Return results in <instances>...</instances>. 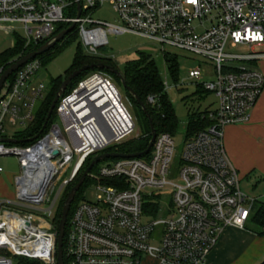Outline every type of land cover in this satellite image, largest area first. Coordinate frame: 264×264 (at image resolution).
I'll use <instances>...</instances> for the list:
<instances>
[{
	"label": "built area",
	"instance_id": "2783aa9c",
	"mask_svg": "<svg viewBox=\"0 0 264 264\" xmlns=\"http://www.w3.org/2000/svg\"><path fill=\"white\" fill-rule=\"evenodd\" d=\"M77 1L78 16L75 0H0V30L25 45H40L58 32L59 24L74 23L88 53L107 44V32L144 38L159 51H185L211 66L212 79L199 86L213 95L214 107L200 115L205 126L183 135L176 155V182L166 179L174 150L172 135L166 131L155 132L142 156L116 158L88 173L98 194L94 202L74 205L62 237L63 264H145V258L154 264H204L225 227L243 228L256 200L241 192L222 137L226 125L247 120L264 86V76L255 65L264 60V0ZM106 3L115 22L92 20L91 13ZM70 6L73 16L68 14ZM226 44L246 51L225 52ZM40 67L33 58L3 81L0 139L13 138L4 136L5 125L32 121L34 106L45 95V84L37 81ZM202 72L199 66L189 68L187 77L197 79ZM155 101L154 95L145 98L150 106ZM54 114L60 125L47 120L44 131L28 138V145L0 141V156L16 157L18 177L26 176L36 158L39 165L52 168L40 203L30 206L33 209H22L29 205L17 198L0 200V251L8 253H0V264H13L12 256L55 263L56 227L50 217L58 196L86 159L124 141L134 129L117 87L100 71L86 74L61 95Z\"/></svg>",
	"mask_w": 264,
	"mask_h": 264
},
{
	"label": "rangeland",
	"instance_id": "374dc122",
	"mask_svg": "<svg viewBox=\"0 0 264 264\" xmlns=\"http://www.w3.org/2000/svg\"><path fill=\"white\" fill-rule=\"evenodd\" d=\"M92 20H103L108 23L115 22V16L110 9V6L106 3L103 4L101 7L93 11L90 15ZM73 26L72 31L69 33V36L66 38V41L57 42L59 43V50L56 51L54 56L51 59L42 58L41 67L37 73V81L43 82L45 84V91L48 88V84L50 79L56 78L57 76H62L63 73L71 66L73 57L77 48H81L82 52L88 55H96V56H103L104 58H109L111 60V64L115 69H120L123 64L128 61L135 60L138 58V53H144L148 59L151 58L156 63L160 79L163 76V70H165L167 84L169 85L164 92L166 93L167 99L173 109V113L176 119V127L175 131L171 133L173 143H174V150L172 153L171 161L168 165V173L166 174V179L170 182H176L177 179V152L178 148L182 142L183 135L187 132L194 131L197 128H192L187 131L186 128V119L187 114L190 112L194 113H203L204 109L207 107L213 108L214 107V98L213 95L203 91L199 84L203 81H209L213 77V71L211 66L207 65L200 61V59L190 53H187L182 50L176 49H164L163 51L157 50L156 46L153 45L148 40L128 34H111L109 32L106 33L107 44L103 46H99L95 49V53H88L85 51L84 47L79 38V34ZM16 34L21 35L20 31H16ZM16 37V36H15ZM12 35L5 34L3 31L0 30V52L9 48L12 43ZM18 38V37H16ZM20 39V38H19ZM224 51L228 53H242L246 50L244 48H230L228 44L224 47ZM176 56V79L173 80L166 69L167 63L165 61L166 56ZM256 68L261 72L264 68V60L259 61L256 64ZM199 66L203 72L202 75L197 79H192L187 77V71L189 68H194ZM64 75L60 78L62 79ZM115 84V83H114ZM120 95L121 99L124 102L125 106L128 108L129 112L132 115L134 121V129L131 135L127 139H132L137 135H143L145 131V121L143 119V115L138 108V105L132 102L129 97L126 96L125 90L119 84H115ZM57 123L59 124V120L54 113L50 116L48 123ZM28 123L24 125H16L14 127L5 125V136H11L17 131H22ZM203 126V125H202ZM200 126V128L202 127ZM99 153V152H98ZM97 154V153H96ZM95 155V154H94ZM92 155V156H94ZM91 156V157H92ZM111 160L105 159L98 162V167L101 164L109 162ZM0 166L3 169V173L5 170L13 169L17 171L20 170L16 157L15 156H0ZM83 169V167H82ZM80 169V172L81 170ZM79 172V173H80ZM239 178V187L242 193H244L248 197L255 198L259 201H264V183L258 182L253 186L255 183L253 179H248L243 176L238 175ZM59 183L56 184L54 187V191L58 187ZM97 191L95 188V184L92 181H84L77 192L74 195V199L72 204L76 201H88L94 202L97 196ZM61 194L58 196L56 200V204L60 198ZM53 197V194L51 198ZM61 202V200H60ZM255 204V203H254ZM29 206L22 207L28 210H31V204H27ZM47 203H43L40 205L42 209L39 211L42 213L46 208ZM19 209V208H18ZM247 225V222L244 224ZM244 226V227H245ZM230 233L228 230L225 231V235H229ZM231 234V233H230ZM154 236L157 237L158 235L154 233ZM231 238H234V243L236 244V250L231 249L228 253L224 255L223 261L221 264H243L247 258L253 254L256 249L263 250L264 249V240L260 241L259 246L253 244L252 240L249 239L248 235H238V234H231ZM264 239V237H263ZM1 254L5 253L4 251H0ZM262 260H264V252L261 254ZM27 258V257H26ZM30 259V258H28ZM13 260V258H12ZM145 264H154V261L149 258L143 259ZM13 262V261H12Z\"/></svg>",
	"mask_w": 264,
	"mask_h": 264
},
{
	"label": "trees",
	"instance_id": "16d2710c",
	"mask_svg": "<svg viewBox=\"0 0 264 264\" xmlns=\"http://www.w3.org/2000/svg\"><path fill=\"white\" fill-rule=\"evenodd\" d=\"M66 1H72V0H66ZM68 14L72 16L75 14L73 6L68 7ZM68 25L69 24H59L57 26V30L59 31L61 29H64ZM74 29H76V27ZM71 31L72 29L59 42L66 41V38L69 36V33ZM58 44L59 43H56L49 50L35 57L36 59L39 60L40 65L42 63L41 61L42 58L45 57V58L51 59L54 56L56 51L59 50ZM38 46L39 44H31V43L28 45H25L21 39L13 37L11 46L0 52L1 70L3 71L13 60L36 49ZM165 61L167 63V66H165L166 69L168 70L171 78L175 80L176 79L175 78L176 77V56L175 55H172V56L170 55L168 57L166 56ZM90 63H103V64L113 67L111 64L112 62L109 58H104L103 56L99 57L96 55L85 54L82 52L81 48L78 47L73 57L71 66L63 73V75L65 77L73 69L81 65H86ZM92 71L103 72L110 77L113 83L115 84L117 83L120 85L118 78L114 74L109 72L108 70L104 68H99V69L93 68V69H88L86 71H83L80 75L75 77L66 87L62 95L69 92V90L75 85V83L80 78H82L83 76H85L86 74ZM117 71L120 73L121 77L123 78L124 83L138 96L140 101L144 104L145 110L150 117L151 124L153 126L154 131L155 132L166 131L170 134L173 131H175L176 119L173 113V109L167 99L166 93L163 90V86H162L160 75H159V70H158L156 63L153 61V59L151 58L148 59V57L144 53L139 52L137 59L126 62ZM12 75L13 73H11L8 76V79H11ZM62 76H57L56 78L50 79L48 88L45 91V95L43 99L38 101L34 106L32 121L22 131H17L13 135H11L13 139L17 140L15 144L19 146H26L29 144V141L27 140L28 138H33L34 136H36V134H39L43 130L44 127L41 130V126L44 121L45 114L47 112L49 103L53 97L54 92L56 91L61 80L64 78L63 77L62 79H60ZM125 93H126V96L129 97V99L132 102L136 103L132 96H130L126 91ZM148 95H154L156 97L155 103L151 106L145 102V98ZM52 113H54V108L52 110ZM52 113L50 114V116L52 115ZM142 115L145 121V131L143 132V135L141 136L137 135L136 137H133L132 139H125L124 141L118 144L110 145L106 147L103 150V152L137 153V152L142 151L145 148L147 141L149 139V135H150L147 119L145 118L143 113ZM200 115L201 113H194V112H190L187 114V119H186L187 131L189 129L191 130L192 128L193 129L197 127L200 128V126L204 124V120L200 117ZM50 116L48 118V121L50 119ZM90 158L85 160L82 167H84L88 163ZM107 159L115 160L116 158H107ZM82 167L80 169H82ZM97 168H98V163L92 166L89 173L91 174L95 173ZM80 169L77 172L73 181L69 183L68 185H66L61 192V196L57 204L55 205V209L53 211L52 216L50 217V222L53 225V227H56L60 207H61L63 198L65 196V193L67 192L68 188L71 186V184L75 181V179L79 175ZM84 181L90 182L91 179L87 176L84 179ZM72 201L69 206L63 236H65V232L67 228V221L71 214V211L74 205L78 202L76 201L74 204H72ZM254 203L252 206L251 214L248 220L246 221L247 225L246 226L244 225V226L245 228L252 231L256 235L261 236V235H264V201H259L256 199ZM62 247H63V239H62ZM3 254L8 255L7 252ZM12 258H13L12 260L13 264H44L39 260L28 259L24 256H12ZM62 259H63V263H65L63 253H62ZM51 264H55V263H51ZM257 264H264V260L258 262Z\"/></svg>",
	"mask_w": 264,
	"mask_h": 264
},
{
	"label": "crops",
	"instance_id": "0c3cea01",
	"mask_svg": "<svg viewBox=\"0 0 264 264\" xmlns=\"http://www.w3.org/2000/svg\"><path fill=\"white\" fill-rule=\"evenodd\" d=\"M261 73L264 76V68ZM222 142L225 154L238 175L253 179L255 182L253 186L258 182L264 183V86L254 105L249 109L247 120L224 127ZM19 175V169L17 171L8 169L4 173L2 169L0 200H16V178ZM22 183L24 182L20 180V184ZM226 230L231 234L248 235L253 244L257 246H259L260 241L262 243L264 240V235H256L244 226L243 228L225 227L207 254L204 264H221L226 253L231 249L236 250L234 238H231L230 233L225 235ZM263 252L264 249H256L243 264H257L261 261Z\"/></svg>",
	"mask_w": 264,
	"mask_h": 264
},
{
	"label": "water",
	"instance_id": "95a60500",
	"mask_svg": "<svg viewBox=\"0 0 264 264\" xmlns=\"http://www.w3.org/2000/svg\"><path fill=\"white\" fill-rule=\"evenodd\" d=\"M75 4H76V16H78L80 8H79V3L77 0H75ZM73 26H74V23H70L67 27H65L64 29H61L57 33H55V35L49 41H46V42L40 44L36 49L22 55L21 57L16 58L15 60H13L0 73V87L2 86L3 81L11 73H13L18 67L23 65L25 62L43 54L44 52L49 50L53 45H55L57 42H59L73 28ZM93 68H95V69L104 68V69L108 70L109 72H111L112 74H114L118 78L121 87L130 96L133 97L134 101L137 103V105L141 109L142 113L144 114L145 118L147 119L150 135H149V139L147 141L145 148L140 152H137V153L101 152V153H98V154L94 155L93 157H91L90 160L88 161V163L83 167V169L81 170V172L79 173V175L77 176L75 181L71 184V186L68 188L67 192L65 193V196L63 198V201H62V204L60 207L59 216H58V220L56 223V229H55V238H54L55 264H63L62 237H63L64 227H65L66 218H67L70 203H71L75 193L77 192V190L79 189V187L83 183L84 179L87 177L92 166L95 165L96 163H98L99 161L107 159V158H130V157L142 156L143 154H145L149 150V148L152 144L154 135H155V131H154L153 126L151 124L150 117L145 110L144 104L140 101L138 96L124 83L123 78L121 77L120 73L115 68H113L109 65L103 64V63H90V64H86V65H81V66L73 69L69 74H67L61 80V82L59 83V85H58L56 91L54 92L53 97L49 103L47 112H46L45 117H44V121H43L42 126H41V130L45 126L50 114L52 113V110L55 106V103L57 102L58 98L62 95V93L64 92L66 87L69 85V83L75 77L80 75L83 71H86L88 69H93ZM27 140H30V139H27ZM0 141L8 142V143H16L17 142V140H15L13 138H1ZM55 154H56V151H52V155H55ZM10 156H13V155H10ZM22 179H23V177H18V179L16 180V186H17L16 198L18 199V201H21V202H24L27 204H32V205L39 204L41 199H38L37 196L40 193L41 188H43L42 183H39V185L37 187L39 189L37 190V193H35V195L31 194V192H30V194H24L23 195L22 191L20 190V187L22 186V184H20V180H22Z\"/></svg>",
	"mask_w": 264,
	"mask_h": 264
},
{
	"label": "bare ground",
	"instance_id": "6f19581e",
	"mask_svg": "<svg viewBox=\"0 0 264 264\" xmlns=\"http://www.w3.org/2000/svg\"><path fill=\"white\" fill-rule=\"evenodd\" d=\"M38 158L35 159L34 162H31L30 165L27 168L26 172V178L23 177L22 179V186L20 187V190L22 191V194H34L37 193V190L39 188L38 185L39 183H42L43 188H41L40 193L38 194L37 198L41 199L42 195L44 193V189L49 181V176L51 175V170L52 168L50 167L49 164H41L39 165ZM37 171L34 176H29L30 171ZM10 242H14V240H10Z\"/></svg>",
	"mask_w": 264,
	"mask_h": 264
}]
</instances>
